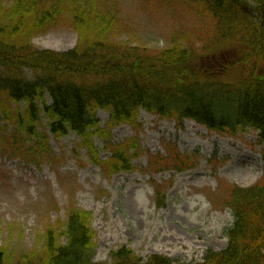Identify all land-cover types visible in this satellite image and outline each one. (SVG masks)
<instances>
[{
    "label": "trees",
    "instance_id": "1",
    "mask_svg": "<svg viewBox=\"0 0 264 264\" xmlns=\"http://www.w3.org/2000/svg\"><path fill=\"white\" fill-rule=\"evenodd\" d=\"M108 1L0 0V120L19 125L8 135L0 125V145L30 164L39 165L45 158L53 161L49 135L38 131L46 117L53 136L76 133L90 161L109 176L131 172L140 145L135 139L111 145V157L100 159L93 140L96 135L105 137V132L96 112L111 115L110 127L138 128L139 113L145 111L179 124L192 120L221 134L251 128L259 133L264 166V0H180L212 21L203 52L221 42L237 46L233 52L238 59L225 66L243 68L230 80L207 78L191 65L197 50L176 38L155 55L114 41L120 22L116 3L108 6ZM65 19L78 34L75 48L57 52L33 44L34 37L58 28ZM22 103L25 110L15 113L12 105ZM167 152L151 157L154 173H183L196 167V157L173 146ZM161 188L165 191L157 186L156 192L159 206H164ZM224 203L234 216L226 231L228 245L220 252L209 250L199 264H264V168L257 185L232 187ZM91 219V213L72 208L64 223L46 227L34 251L16 255L9 247H0V264H175L162 255L144 262L125 246L111 253V262H95Z\"/></svg>",
    "mask_w": 264,
    "mask_h": 264
},
{
    "label": "rangeland",
    "instance_id": "2",
    "mask_svg": "<svg viewBox=\"0 0 264 264\" xmlns=\"http://www.w3.org/2000/svg\"><path fill=\"white\" fill-rule=\"evenodd\" d=\"M114 3L120 22L114 41L155 55L176 38L197 50L191 65L207 78L230 80L241 73L243 66H225L238 59L233 42L217 43L202 51L213 26L193 5L180 0H171L169 6L147 0ZM112 4L113 0L107 2ZM67 19L58 28L34 37L33 44L57 52L75 48L79 37ZM46 102L51 103L50 97ZM12 107L15 113L26 108L23 103ZM96 116L105 132V137L96 135L93 140L100 159L111 157V145L135 139L140 156L131 163L134 170L109 176L90 161L89 151L81 146L76 133L55 137L44 117L38 131L49 135L53 161L45 158L39 165L30 164L0 145V247H9L16 255L34 251L46 227L64 223L74 208L92 214L97 263L111 262V253L123 246L144 262L162 255L175 264H199L209 250H224L226 231L234 224L232 210L224 203L230 189L253 187L263 177L259 133L248 128L221 134L191 120L179 124L145 111L139 113L138 128L125 124L110 127L111 115L105 110H98ZM17 124L0 120L7 135L19 129ZM169 146L196 157V167L183 173H154L149 168L151 157L167 156ZM157 186L165 188H161L164 206L158 204Z\"/></svg>",
    "mask_w": 264,
    "mask_h": 264
},
{
    "label": "bare ground",
    "instance_id": "3",
    "mask_svg": "<svg viewBox=\"0 0 264 264\" xmlns=\"http://www.w3.org/2000/svg\"><path fill=\"white\" fill-rule=\"evenodd\" d=\"M195 143H196V142H195ZM223 147H224V148L227 147V144H224Z\"/></svg>",
    "mask_w": 264,
    "mask_h": 264
}]
</instances>
